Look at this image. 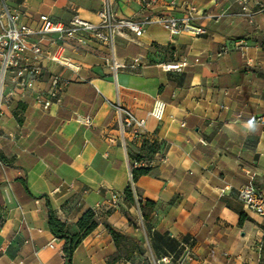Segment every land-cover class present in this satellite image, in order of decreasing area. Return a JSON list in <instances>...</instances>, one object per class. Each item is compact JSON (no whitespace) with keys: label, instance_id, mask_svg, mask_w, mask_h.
Returning <instances> with one entry per match:
<instances>
[{"label":"crops","instance_id":"1","mask_svg":"<svg viewBox=\"0 0 264 264\" xmlns=\"http://www.w3.org/2000/svg\"><path fill=\"white\" fill-rule=\"evenodd\" d=\"M105 1L118 17L135 19L153 11L179 17L183 9L168 5L192 3L199 10L193 24L207 33L171 37L157 24L139 37L125 30L115 37L114 58H136L138 65L116 75L110 50L93 38L79 43L57 33L30 36L49 52L61 46L70 65L43 60L35 90L25 96L7 83L0 117V264H68L64 240L48 228V212L74 232L89 208L97 225L69 264H260L264 218L243 209L237 189L252 173L264 192V126L254 121L264 113V12L255 5L264 0H248L251 17L238 15L239 0H158L143 10L140 0L8 3L36 29L40 14L63 24L74 13L96 21ZM183 60L187 65L177 70L158 66ZM52 73L70 82L61 100L43 110L34 95L46 92ZM156 100L164 104L160 118L148 114ZM114 101L145 119L144 138L127 135L122 144ZM77 116L89 117L90 124ZM144 143L157 149L150 157L153 174L133 181L139 228L124 190ZM237 209L245 214L242 221ZM109 228L132 237L126 253L118 251ZM185 247L191 257L180 263Z\"/></svg>","mask_w":264,"mask_h":264},{"label":"built area","instance_id":"2","mask_svg":"<svg viewBox=\"0 0 264 264\" xmlns=\"http://www.w3.org/2000/svg\"><path fill=\"white\" fill-rule=\"evenodd\" d=\"M157 2L158 0H140L141 9L154 8ZM239 3L240 11L238 15L251 17L254 10L249 8L248 0H239ZM255 5L257 7L256 11L264 12V4L257 2ZM177 7L183 9V14L179 17L153 11L143 14L136 19L120 18L112 10L109 2L105 1L102 7L96 11V21L85 19L78 13H74L68 22L63 24L54 21L48 14H40L38 18L39 26L34 29L23 21V14L19 9L10 6L8 0H0V117L3 115L2 105L8 82L13 85L12 92H19V94L25 96L35 90V82L42 75L43 60L50 59L62 65H70L68 59L62 55L61 46L56 51L49 52L42 48L39 41L31 40V35L38 34L42 37L49 33H57L59 39H69L79 43H85L87 38H93L105 44L110 50V69L116 75L117 70L120 68H136L138 65V59L136 58L129 63L119 62L114 58L115 37L121 35L125 30H129L136 37H139L144 33L147 26L157 24L166 29L171 37L182 33H188L193 36L207 33L204 26L193 24V20H195L196 15L199 13L194 4L184 2L178 5L175 2H171L168 5L170 10ZM240 43L241 41L238 44ZM246 64L250 65V62L246 60ZM185 65H187L186 60L158 64L163 71L177 70ZM69 82V78L52 73L49 76V87L46 92L36 91L34 95L35 103L39 104L43 110H47L51 104L61 100ZM111 107L116 116L122 144H125V137L127 135L132 139L145 137V133L143 132L145 126L144 118H137L118 101L111 102ZM163 109V102L156 100L148 114L160 118ZM77 119L90 124L89 117L80 118L77 116ZM254 121L264 126V113L255 116ZM182 125H184L183 122ZM161 160L165 161V157H161ZM137 166L152 167L153 160L150 158L141 159L134 162L133 167ZM129 177L130 189L135 205L139 210L131 169ZM237 198L245 211L254 212L264 218V192L256 188L252 173H248V180L238 187ZM118 201V194L111 193L112 206H116ZM190 257L191 252L188 247H185L179 261L182 263L190 259Z\"/></svg>","mask_w":264,"mask_h":264},{"label":"trees","instance_id":"3","mask_svg":"<svg viewBox=\"0 0 264 264\" xmlns=\"http://www.w3.org/2000/svg\"><path fill=\"white\" fill-rule=\"evenodd\" d=\"M142 149L144 150V153L136 154L135 156L136 160H140L145 157L150 158L155 153L157 149V144L144 143L142 145ZM131 172H132V180L134 182L141 175L153 174L152 167H145V166L132 167ZM124 194H125V199L129 204H133L135 202L132 191L129 186L125 188ZM137 201L139 204V209L141 210V204H140L141 202L139 199ZM147 203H151V202L147 201ZM237 211L240 215V221H242L245 218V214L241 209H237ZM47 224L50 232L55 237L64 240L63 252L69 264L71 253L78 246L81 240L96 227L97 219H96V214L92 209L89 208L85 210L79 216V218L75 223L76 231L72 232L69 230L67 225L53 213L52 210H49ZM109 231L112 234L114 242L118 246V251H122V244L120 240L122 239L128 240L129 239L128 236L116 232L111 228H109ZM260 264H264V236H262V241H261Z\"/></svg>","mask_w":264,"mask_h":264},{"label":"rangeland","instance_id":"4","mask_svg":"<svg viewBox=\"0 0 264 264\" xmlns=\"http://www.w3.org/2000/svg\"><path fill=\"white\" fill-rule=\"evenodd\" d=\"M133 205L135 206V209H136L138 227L142 228V224L141 223H143V218H142V215L140 213V209L139 210L137 209V207L135 205V202L133 203ZM126 236H128V235H126ZM128 238L130 240L129 239L128 240H125V239L120 240V242L122 244V252L123 253H126L127 250H129L131 248V246H132V243H131L132 242V237L128 236Z\"/></svg>","mask_w":264,"mask_h":264}]
</instances>
